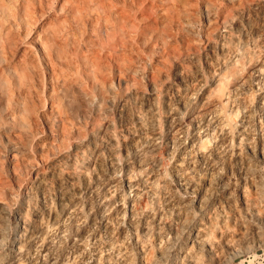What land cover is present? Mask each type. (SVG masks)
Returning a JSON list of instances; mask_svg holds the SVG:
<instances>
[{
  "label": "bare ground",
  "instance_id": "6f19581e",
  "mask_svg": "<svg viewBox=\"0 0 264 264\" xmlns=\"http://www.w3.org/2000/svg\"><path fill=\"white\" fill-rule=\"evenodd\" d=\"M259 249L264 0H0V264Z\"/></svg>",
  "mask_w": 264,
  "mask_h": 264
},
{
  "label": "rangeland",
  "instance_id": "374dc122",
  "mask_svg": "<svg viewBox=\"0 0 264 264\" xmlns=\"http://www.w3.org/2000/svg\"><path fill=\"white\" fill-rule=\"evenodd\" d=\"M199 12H200V7H199ZM196 13V12H195ZM195 13H193V15H190L189 17H190V21H191V26H190V28L192 29L193 27H195V28H193V31L194 32H196V30L198 31L199 29H198V25H197V23L198 22H201V16L199 17V14L200 13H196L197 15H195ZM195 15V16H194ZM195 18H194V17ZM196 17H197V20H195L196 19ZM200 20V21H199ZM193 22V23H192ZM196 22V23H195ZM195 23V24H194ZM192 24H194V25H192ZM198 24H200V23H198ZM195 25H197V26H195ZM196 33H198V32H196ZM195 33V34H196ZM107 76H109V74L107 75ZM110 77V76H109ZM108 77V78H109ZM110 78H112V77H110ZM114 79V78H113ZM115 84H116V80H114L113 81V83L111 82V86H115ZM152 251V250H151ZM259 252V253H258ZM257 252V254H258V256L256 255H253V252H250V253H247L246 255H244L243 256V258L245 259V262H242L241 263V257L240 258H237L236 260H235V263L236 264H264V250H260L259 249V251ZM253 255V256H252ZM149 257H150V255H149ZM254 260V261H253ZM240 261V262H239ZM248 261V262H247ZM234 262H232V263H230V264H235Z\"/></svg>",
  "mask_w": 264,
  "mask_h": 264
}]
</instances>
